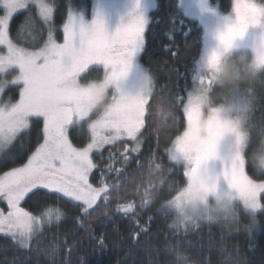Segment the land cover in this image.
Returning a JSON list of instances; mask_svg holds the SVG:
<instances>
[{
    "label": "trees",
    "instance_id": "trees-1",
    "mask_svg": "<svg viewBox=\"0 0 264 264\" xmlns=\"http://www.w3.org/2000/svg\"><path fill=\"white\" fill-rule=\"evenodd\" d=\"M50 1L55 7L56 39L61 41L69 7L88 0ZM25 23H32L39 39L32 45L22 40ZM9 33L18 45L34 49L48 37L34 6L12 19ZM202 37L203 28L181 13L179 0H158L141 56L156 78L145 113L142 150L124 157L125 148L131 145L123 141L93 154L97 166L91 183L101 186L103 182L112 190L107 193L108 200L99 201L100 206L90 216L82 212L79 203L56 193L38 189L29 194L22 202L28 211L37 214L58 205L66 217L36 234L28 246L0 235V264H264V207L256 214L240 210L237 227L206 223L187 229L173 226L174 212L160 210L188 183L185 171L169 161L166 150L186 128L184 105L192 85L189 70L201 54ZM241 56L244 64L253 63L251 53L244 49L229 52L224 59L240 65ZM101 78L102 69L94 68L84 81ZM19 89V85L10 87L4 100H18ZM240 92L246 93L249 102L242 122L249 137L244 150L246 170L264 180L257 161L264 149V71L258 70L233 88L213 82L209 102L212 106L226 104ZM42 129L43 120L34 118L30 127L2 151L0 174L26 162L43 141ZM69 137L76 147H85L90 140L87 125L72 127ZM124 203L133 204L134 212L116 211ZM252 225H258L259 231L253 233Z\"/></svg>",
    "mask_w": 264,
    "mask_h": 264
},
{
    "label": "snow or ice",
    "instance_id": "snow-or-ice-1",
    "mask_svg": "<svg viewBox=\"0 0 264 264\" xmlns=\"http://www.w3.org/2000/svg\"><path fill=\"white\" fill-rule=\"evenodd\" d=\"M33 5L40 18L50 25L48 40L36 50L14 44L9 35L14 15L28 11ZM53 11L54 5L46 0H0V12H3L0 15V45L6 47V52L0 53V73L17 69L18 75L9 83L21 85L18 100L0 101V145L14 141L30 127L34 118L43 120V142L26 162L0 174V199L6 201L8 209L7 212L0 209V232H9L14 238L18 236L23 244L43 224L40 215L21 207L29 193L44 189L61 194L79 202L82 212L90 216L100 206L99 201L108 200L107 193L112 190L103 182L99 187L90 183V173L97 166L92 159L93 150L125 138L134 146L125 148L124 157L140 150V143H137L140 124L133 118L130 107L120 102L116 104L118 119L105 117L89 127L92 137L85 147H74L68 130L77 124L78 116H83L93 93L92 87L80 85V74L90 65L101 66L107 81L118 84L127 74L133 57L146 45L148 20L143 13L132 14L109 32L98 14L86 23L82 15L69 7L60 43L52 37ZM233 11L235 21L218 35L221 46H231L237 37L243 36L249 24L264 20V0H234ZM259 56L264 60V47ZM3 91L0 87V93ZM185 114L191 123L193 109L186 108ZM207 127L208 136L196 145L191 144V132L177 138L174 161L191 150L198 153L193 158V168L185 171L186 177H197L200 163L214 155L211 146L224 132L215 117L209 120ZM221 162L228 195L252 209L264 207V180L248 174L246 160L231 154L226 162ZM218 182L219 179L211 186L214 190ZM217 199H220L218 190ZM134 208L133 204L124 203L119 204L116 211L128 214L134 212ZM48 215L50 218L51 214Z\"/></svg>",
    "mask_w": 264,
    "mask_h": 264
},
{
    "label": "rangeland",
    "instance_id": "rangeland-1",
    "mask_svg": "<svg viewBox=\"0 0 264 264\" xmlns=\"http://www.w3.org/2000/svg\"><path fill=\"white\" fill-rule=\"evenodd\" d=\"M46 2L53 4L50 0H46ZM233 2L234 0H179L181 13L189 18L195 19L203 28L202 51L198 60L189 70L192 85L187 90V99L184 105V114L186 108L191 107L193 109V120L190 123L189 119L186 118V128L174 139L172 144L166 150L167 157L171 163L181 166L184 171H190L194 166L193 158L198 153L195 150H191L187 155H179L178 159L174 161L172 156L176 153L177 138L184 137L186 133L191 132V144H198L200 140H203L208 136V122L213 117L219 120L224 128V132L211 146L214 155L200 163L197 177H187V185L178 191L175 196L162 204L160 208L161 211L164 209L175 213V217L173 218L174 227L178 226V224L181 225L183 229L193 227L191 222L185 220V217L189 216L197 220L199 222L198 225L216 223L237 227L239 225L238 213L240 210H247L256 214L262 209V207L259 209L247 207L242 201L228 195V186L222 179V164L218 165L213 161V159L219 157L222 161L226 162L231 154L239 155L242 159H245L244 150L247 146L249 137L248 133L242 127V122L247 116L249 102L246 93L240 92L234 100L223 104L227 106L225 110L222 111L219 107L220 105L212 106L208 97L209 87L213 83L210 73L211 67L215 66L217 62L221 58H224L229 52L241 49L248 50L251 53L254 64L264 66V60L260 59L259 56L261 47H264V44H262V39H264V20L257 24H249L243 36L237 37L231 46L225 47L219 44V33L225 31L228 24L234 22L236 19L233 11ZM157 3L158 0H88V2L83 3L80 6L73 7V10L77 15H82L86 23L91 22V20L98 14L100 18L103 19L104 25L109 32L114 31L121 22L127 21L132 14L143 13L148 20V31L151 23V12L156 9ZM33 6L36 7L35 5ZM54 13L55 7L53 17ZM0 15H3V12H0ZM16 15H14V17ZM53 17L51 21L52 37L57 42L62 43L64 34H62L61 41L56 39V28L54 27ZM44 23L47 27V34L49 37L50 25L46 21H44ZM250 27L251 29H249ZM147 31L145 32V37ZM23 35L24 39L22 40L27 44L32 45L39 40L32 23L27 24V26L26 23L23 25ZM48 37L45 41L48 40ZM13 43L18 45L14 41ZM18 46L30 50H36L22 45ZM143 51L144 49L133 57L127 74L118 81V84L107 81L101 66L90 65L80 74L78 77L80 85L82 87H92L93 93L83 116H78L77 124L69 127L68 137L69 131L72 127L86 124L90 137L88 143H90L92 134L89 127L102 121L105 117L118 119L116 104L117 102H120L121 104L130 107L133 118L140 124L137 143H140L139 152L142 150V134L147 104L156 89V78L154 74L141 60ZM4 52H6V47L0 45V53ZM94 68L102 69V78L98 80L84 81V76L89 74ZM17 75V69H10L5 73H0V87H3L4 89L3 93H0V101H6L4 100V97L7 95V91L10 87L13 85H19L9 83L14 80ZM19 86L20 94L21 85ZM117 86L119 88H117ZM101 88H103V96L97 100L96 96ZM133 101H135L134 104L132 103ZM109 135H112V133H109ZM69 140L71 142L70 137ZM123 141L129 142L131 148L134 146V143L126 138L117 141L115 144ZM10 144L0 145V154ZM73 146L76 147L74 144ZM107 146L112 145H105L103 148L94 149L91 154L92 159L95 152H101ZM257 161L259 168L264 167V149ZM210 168L212 169L211 172H209ZM218 179L219 182L217 184V189L214 190L211 186L216 184ZM217 190L220 194L219 200L217 199ZM58 195L62 196L61 194ZM64 198L71 202L79 203L70 200L67 197ZM22 202L21 207H23ZM0 209H3L5 212L8 210L6 201L2 199H0ZM24 209L27 210L26 208ZM49 213L51 214L50 218L48 215ZM33 214L40 215L43 218V224L39 231L33 234L32 238L39 232L58 224L64 219V217H66L64 210L59 208L58 205L48 207L42 213ZM247 229L249 230V228ZM251 231L253 233L258 232L259 226L252 225ZM0 235L11 237L21 246H28L32 240L31 238L26 244H23L18 236L14 238L9 232H0Z\"/></svg>",
    "mask_w": 264,
    "mask_h": 264
},
{
    "label": "clouds",
    "instance_id": "clouds-1",
    "mask_svg": "<svg viewBox=\"0 0 264 264\" xmlns=\"http://www.w3.org/2000/svg\"><path fill=\"white\" fill-rule=\"evenodd\" d=\"M241 64L237 65L231 63L224 58H221L217 64L210 69L212 81L224 88H233L246 80L247 78L257 74L259 71H264V66L256 65L254 63L244 64V57H240ZM103 96V88L100 89V92L97 94L96 99H100ZM220 109L223 111L227 107L226 105H220ZM259 170L264 171V167L259 168ZM212 169H209L211 172ZM186 221L191 222L193 227H197L199 222L193 217H185Z\"/></svg>",
    "mask_w": 264,
    "mask_h": 264
},
{
    "label": "flooded vegetation",
    "instance_id": "flooded-vegetation-1",
    "mask_svg": "<svg viewBox=\"0 0 264 264\" xmlns=\"http://www.w3.org/2000/svg\"><path fill=\"white\" fill-rule=\"evenodd\" d=\"M249 29H251V27ZM213 161H214L215 164H218V165L222 164V162H221L222 159H220L219 157H217V159H213Z\"/></svg>",
    "mask_w": 264,
    "mask_h": 264
}]
</instances>
